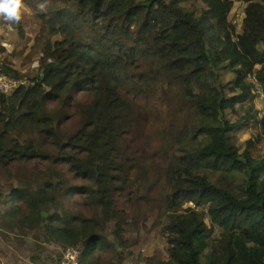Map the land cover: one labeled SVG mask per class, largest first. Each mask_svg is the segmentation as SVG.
Segmentation results:
<instances>
[{
    "label": "trees",
    "instance_id": "1",
    "mask_svg": "<svg viewBox=\"0 0 264 264\" xmlns=\"http://www.w3.org/2000/svg\"><path fill=\"white\" fill-rule=\"evenodd\" d=\"M258 1L238 41L212 5L24 0L44 29L36 39L58 38L41 52L32 47L38 65L0 67L27 80L0 92L4 234L42 228L47 243L76 247L80 264H117L123 255L106 237L109 224L121 246L128 229L148 225L167 242L151 264H264ZM5 51L0 45V59ZM252 121L261 133L243 149L234 137ZM52 260L61 264L63 254Z\"/></svg>",
    "mask_w": 264,
    "mask_h": 264
},
{
    "label": "rangeland",
    "instance_id": "2",
    "mask_svg": "<svg viewBox=\"0 0 264 264\" xmlns=\"http://www.w3.org/2000/svg\"><path fill=\"white\" fill-rule=\"evenodd\" d=\"M184 5L190 10L198 6L201 8H206L209 5L214 6L234 25L235 31L232 36L238 41H243L245 32L243 20L245 18L251 19L261 6L258 0H184ZM26 9L27 11L19 24H0V45L6 48V52L2 60H0V67L3 61L6 60V63L10 64L12 68L24 72L32 65H38L39 56L36 53L41 52L48 41L54 42L58 38L45 33V35H40L43 36L41 39L37 40L36 36H39L40 30L44 29L42 25L34 21L32 10L28 6H26ZM33 46L37 50L36 53L32 51ZM29 53L30 57L27 58L26 56ZM237 73L242 74L241 71H237ZM258 108L260 107L258 106ZM235 116L239 118V108L237 106L235 107ZM258 132L261 133L258 121H252L250 125H247L235 135L234 141L238 145L243 146L244 149L245 143L250 138H255ZM258 147L259 151L256 157L261 158L264 153V134H262ZM14 183L17 184L16 182ZM6 188L5 186L3 187L5 194L8 193ZM78 200L82 201L83 199L79 197ZM122 201L120 206L126 218H131L132 211L130 206L125 201L127 206H124ZM1 206L0 213L3 211ZM82 209L87 216H91L87 205H83ZM42 232V228L32 227L23 231L16 230L11 235H5L4 230L0 226V264H54L52 259L56 258L58 254H63L64 257L66 250L71 246L64 248V250L60 246L47 243L43 239ZM106 237L117 244V253L123 255L122 261L118 262L116 252L109 253V258L112 259L111 262H118L117 264H151L154 262V260L150 259L151 256L159 255L162 251L166 252L164 246L167 245V242L160 237L155 229L150 231L148 225L139 230L128 229L123 236L126 240L124 246L117 243L113 223L109 224Z\"/></svg>",
    "mask_w": 264,
    "mask_h": 264
},
{
    "label": "clouds",
    "instance_id": "3",
    "mask_svg": "<svg viewBox=\"0 0 264 264\" xmlns=\"http://www.w3.org/2000/svg\"><path fill=\"white\" fill-rule=\"evenodd\" d=\"M26 11L27 9L24 0H0V20L6 23L19 24L22 21ZM2 57L0 60H2ZM0 76H5L11 81H22L20 86L24 85L27 82L21 79H13L4 72H0ZM19 88H17L16 90H18ZM16 90L5 92L0 89V92L6 95H10Z\"/></svg>",
    "mask_w": 264,
    "mask_h": 264
},
{
    "label": "built area",
    "instance_id": "4",
    "mask_svg": "<svg viewBox=\"0 0 264 264\" xmlns=\"http://www.w3.org/2000/svg\"><path fill=\"white\" fill-rule=\"evenodd\" d=\"M21 83L22 81H11L5 76H0V89L2 91L9 92L12 90H16L20 87ZM79 258L80 252L76 247L71 246L66 250L61 264H80Z\"/></svg>",
    "mask_w": 264,
    "mask_h": 264
}]
</instances>
